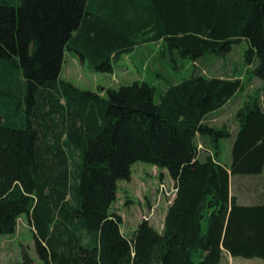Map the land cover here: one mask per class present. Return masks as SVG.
<instances>
[{
	"label": "trees",
	"instance_id": "trees-1",
	"mask_svg": "<svg viewBox=\"0 0 264 264\" xmlns=\"http://www.w3.org/2000/svg\"><path fill=\"white\" fill-rule=\"evenodd\" d=\"M242 41L264 81V0H0V235L26 216L43 264L264 261V200L230 195L231 177L264 173V107L238 111L230 165V130L208 123L240 78L193 71L156 103L146 81L90 91L60 77L66 49L112 74L147 43L197 64ZM138 162L167 170L178 191L162 231L141 221L127 237L111 208Z\"/></svg>",
	"mask_w": 264,
	"mask_h": 264
},
{
	"label": "rangeland",
	"instance_id": "rangeland-1",
	"mask_svg": "<svg viewBox=\"0 0 264 264\" xmlns=\"http://www.w3.org/2000/svg\"><path fill=\"white\" fill-rule=\"evenodd\" d=\"M249 49L246 41L234 45L231 51L223 55L208 54L197 64L178 58L174 62L171 57L161 53V43H147L136 47L135 51L125 55L114 66L112 74L95 72L79 60L74 52L65 50L63 80L84 90L99 91L102 89H119L122 86L132 85L138 81H146L156 88L155 102L158 103L161 94L169 83H177L189 78L193 71H198L208 77L222 76L224 78H240L243 89L234 97L227 108L219 114L213 124L216 128L226 125L231 132L237 129V114L250 99L259 98L264 107V81L254 77L252 68L245 62V53ZM216 75V76H215ZM221 161L229 165L232 162V145L229 139L221 141ZM132 180L120 181L118 198L111 211L121 215L124 220L123 233L130 237L133 230L145 217H149L151 210L158 203L160 187L172 190L173 182L167 170L155 168L151 164L138 162L132 167ZM163 177V179L161 178ZM233 180L234 193L250 191L260 177H243ZM236 178V177H235ZM242 193L241 195L243 196ZM239 194V193H238ZM255 195V194H253ZM258 201L263 195H256ZM174 198L165 197L156 209L154 217L149 218L151 225L158 231L163 230L164 216ZM0 264H43L37 252L36 239L32 223L23 216L18 223L17 232L13 235H0ZM220 264H264L259 258H233L228 253Z\"/></svg>",
	"mask_w": 264,
	"mask_h": 264
},
{
	"label": "crops",
	"instance_id": "crops-1",
	"mask_svg": "<svg viewBox=\"0 0 264 264\" xmlns=\"http://www.w3.org/2000/svg\"><path fill=\"white\" fill-rule=\"evenodd\" d=\"M64 57H65V56H64ZM63 68H64V65H63V67H62L61 75H62V72H63ZM215 76H216V75H215ZM216 77H217V78H224V77H222V76H216ZM66 81H68V80H66ZM179 82H180V81H179ZM177 83H178V82H177ZM231 102H232V101H231ZM231 102H229L225 107H223L222 109H220L219 111L215 112L213 115L210 116L208 123H209L212 127H214L212 123H214L215 121H217L215 118L218 117L219 114H221V112H223ZM236 114H237V113H236ZM236 116H237V115H236ZM236 118H237V117H236ZM225 126H226V125H224V126H222V127H225ZM226 127L230 130V128H229L228 126H226ZM215 128H216V127H215ZM238 128H239V125L237 124V129H236L235 132H234V131L231 132V130H230V132H231V134H232V138L229 139L230 142H231V145H232L233 142H234L235 136H236V134H237V132H238ZM230 164H231V162L229 163V165H230ZM155 168H157V167H155ZM163 172L166 173L164 170H163ZM262 175H264V173L261 174V175L250 176V177H260V176H262ZM235 177H236V178H235ZM246 177L250 178L249 176H246ZM237 178H241V177L233 176V177H231V179H230V195H231V197H236L237 202H238L240 205L249 206V205H252V204H257V203H259V201H258L257 199H255V196H256V195H263V199H262V200H264V180L260 179L259 182L256 181L257 183L254 184V189H253V190H250V191H245V192L243 191L245 194H243V196H242L241 194H242L243 192H240L241 190H236L235 193H234V189H235V188H234V184H235V182H233V180L235 181V180H237ZM171 180H172V179H171ZM118 186H119V184H118ZM238 193H239V194H238ZM253 194H255V195H253ZM117 198H118V194H117ZM165 217H166V214H165V216H164V220H165ZM123 226H125V224H124V220H123V225H122V228H121V229H123ZM137 227H138V225L136 226V228H135L132 232H134V231L137 229ZM122 232H123V230H122Z\"/></svg>",
	"mask_w": 264,
	"mask_h": 264
},
{
	"label": "built area",
	"instance_id": "built-area-1",
	"mask_svg": "<svg viewBox=\"0 0 264 264\" xmlns=\"http://www.w3.org/2000/svg\"><path fill=\"white\" fill-rule=\"evenodd\" d=\"M173 184H174V185H173V188H172V190H170V191H168L167 187H165V186L160 187V191H159V193H158V203H157V205L154 206V208L151 210V213H150L149 217H148V218L145 217V219H144L143 221L150 222V221H149V220H150L149 218L154 217V215H155V213H156V209H157L158 205L161 203V201H162L163 198H165V197H171V196H172V197L175 199V197H176V193H177L178 189H177V187H176L174 181H173ZM173 201H174V200H173ZM173 201L171 202V204L173 203ZM171 204H170V205H171Z\"/></svg>",
	"mask_w": 264,
	"mask_h": 264
}]
</instances>
